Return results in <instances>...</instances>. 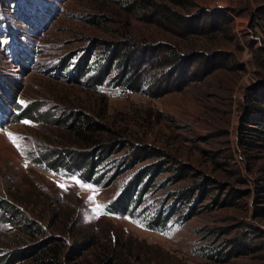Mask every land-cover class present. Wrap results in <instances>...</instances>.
I'll return each instance as SVG.
<instances>
[{
	"label": "rangeland",
	"instance_id": "1",
	"mask_svg": "<svg viewBox=\"0 0 264 264\" xmlns=\"http://www.w3.org/2000/svg\"><path fill=\"white\" fill-rule=\"evenodd\" d=\"M183 16L188 25L177 26ZM122 51L106 82L91 84ZM82 56L93 69L77 79ZM132 56L152 75L170 70L175 89L154 98L114 83ZM185 68L190 77L181 78ZM0 76L21 108L39 105L68 125L16 119L21 108L0 91V201L21 216L0 222V257L52 236L64 238L67 254L78 236L95 235L99 244L86 252L93 258L109 230L120 238L116 264H264V125L252 108L264 110V0H0ZM92 120L108 129L83 132L114 149L97 167V184L75 169H51L48 156L89 150L75 127ZM138 173L149 175L142 202L113 214L109 204ZM160 210L172 216L153 227ZM22 223L44 234L29 235ZM36 254L16 264H40Z\"/></svg>",
	"mask_w": 264,
	"mask_h": 264
},
{
	"label": "trees",
	"instance_id": "2",
	"mask_svg": "<svg viewBox=\"0 0 264 264\" xmlns=\"http://www.w3.org/2000/svg\"><path fill=\"white\" fill-rule=\"evenodd\" d=\"M176 3L179 2L183 4L184 0H174ZM167 15V18L169 22L175 20L177 18L176 16H171L168 13H164ZM203 16V15H202ZM204 16H207L206 18H218L223 20H228L229 16L226 15H214L213 13L204 12ZM203 16V17H204ZM188 25V20L186 18L181 17L180 20H176V25ZM195 29L194 32L198 34H202L205 32V25L202 24L201 18H198V21L194 22ZM174 47H170V49H173ZM123 51L118 54H112L107 64H103L102 68H99V72L93 74L91 77L88 78L89 82L94 85H102L106 82V79L109 75L112 74L114 71L113 64L117 59L120 60L123 58ZM128 54V51L125 52ZM170 53V50L167 51V54ZM178 56V54H177ZM204 54H200L199 57L195 58V60H198L199 63L204 62ZM90 57V55L88 56ZM87 58V57H86ZM126 58V57H124ZM134 56L130 57L127 60L125 59L123 61V65L121 70L118 73L117 78L114 80V83H117V85H123L128 89V91H133L137 93H144L146 95H149L154 98H159L167 93L173 91L175 88H172L171 86V80L174 75H172L170 70H160L157 71L154 75H152L147 68H145V63L142 64H132V61L134 60ZM167 59V58H166ZM70 60V57L66 58V61H63L60 63L59 70H63V67L67 66L68 62ZM136 60V59H135ZM68 61V62H67ZM166 64L169 65L174 64L168 62L169 60H166ZM205 63V62H204ZM204 63L199 65L195 72L202 75V72L206 71V68L204 66ZM147 66V65H146ZM220 65L217 64L216 68ZM119 67V66H118ZM92 67L90 66L88 60H85L83 56L81 57V61L79 60L78 64H75V70L74 75L77 79H81L85 77L90 71H92ZM171 73V74H170ZM166 74V75H165ZM170 74V76H169ZM195 74V73H194ZM164 75L166 77L169 76V82H164ZM181 78L184 77H190V74L186 73V68L181 71L180 74ZM194 76V75H191ZM153 77V78H152ZM150 78V80H149ZM0 76V81H1ZM180 80V79H179ZM149 83V85H148ZM0 84H4L0 87V91L2 90H8V85L5 86V83L3 81L0 82ZM148 85V86H146ZM187 85V84H186ZM150 86V87H149ZM11 87V86H10ZM148 87V88H147ZM3 93V92H2ZM8 93L11 94V99L14 101L13 109H15V106L20 109V105L17 104V90L11 89V91L8 90ZM0 105L4 106L3 100L0 96ZM260 102L264 103V100H259ZM254 112L258 113L256 115V125H264V110L259 109L256 106H252ZM6 109V108H5ZM40 113V106L39 105H31L26 108H21L19 113L16 115V119H31L34 121H40L41 119L46 123H51L52 125H63L62 124V118L60 119H54L52 120V116L48 114ZM15 113H13V116ZM41 117V118H39ZM65 124V123H64ZM64 127H67L68 125H63ZM88 128L89 131H92L94 133H100L105 132L108 128L105 124L92 120L87 121L86 124L77 125L75 128H77L79 134L82 137H85L87 146L90 147V149L86 150H75L70 148L65 149H55L52 154H47L49 156V164L51 169L53 170H59L65 167L66 169H75L79 178L81 180H84L88 183L97 184L98 180L96 181V178H94V175L96 174L97 167L101 162H103L104 159L109 157L112 153H114V149H112L108 144L104 142L101 138L98 136H92L87 135L83 132L84 128ZM262 133L263 131H259ZM93 133V134H94ZM84 141V140H83ZM80 143H86L81 142ZM106 143V144H105ZM116 151V150H115ZM65 158H68V162H66ZM135 164V163H134ZM134 164L127 165L128 169H130ZM149 175L147 173H138L135 177V179L129 184L127 189L124 191L125 193L121 195L117 200L111 202L109 204V209L112 211L113 214H127L130 212V210L134 209L136 205L140 204L142 202V196L143 194L148 190L149 184L147 182ZM95 179V180H94ZM151 181V179H150ZM99 183V182H98ZM20 211L15 208L12 204H9L6 201H0V222L2 221H8L11 223H14V219H20ZM172 214L165 213L160 210L159 213L155 215L153 220L151 221V226L153 227H165L167 223L169 222ZM21 229L29 234H44L42 231V227L39 224L35 223H22ZM88 236L90 234H87ZM75 237V236H74ZM81 239L77 238V241H73L72 246L67 251V254L63 253V248L61 247L60 243L63 242L62 236L57 237H50L47 240L35 243L29 247V249H18L12 253H9L5 256L0 257V264H16L20 261H27L30 259H34L33 255L36 253H39L41 258L39 259L40 264H70L72 261H77L74 263L77 264H85L83 261H88L86 264H116L115 257V246L116 242L120 239L116 233V236L114 233H111L109 230L103 231V240L105 246L98 250L99 252H96L95 256L93 258L86 259V252L88 250L93 249L95 246L99 244V241L97 239L95 240V235H91L88 238H84L81 236H78ZM61 248V249H60ZM38 255V254H36ZM85 259V260H84ZM36 261L38 260L35 259ZM79 261V262H78Z\"/></svg>",
	"mask_w": 264,
	"mask_h": 264
},
{
	"label": "snow or ice",
	"instance_id": "3",
	"mask_svg": "<svg viewBox=\"0 0 264 264\" xmlns=\"http://www.w3.org/2000/svg\"><path fill=\"white\" fill-rule=\"evenodd\" d=\"M27 123V122H25ZM9 137L13 140V143H16L15 137L13 136L12 133H8ZM18 146V145H17ZM63 187V185H61ZM91 199V198H90ZM99 207V206H98Z\"/></svg>",
	"mask_w": 264,
	"mask_h": 264
}]
</instances>
